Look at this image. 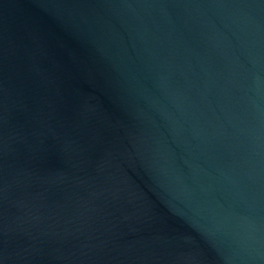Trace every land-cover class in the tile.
Wrapping results in <instances>:
<instances>
[{
    "label": "water",
    "instance_id": "obj_1",
    "mask_svg": "<svg viewBox=\"0 0 264 264\" xmlns=\"http://www.w3.org/2000/svg\"><path fill=\"white\" fill-rule=\"evenodd\" d=\"M0 264H264V0H0Z\"/></svg>",
    "mask_w": 264,
    "mask_h": 264
}]
</instances>
